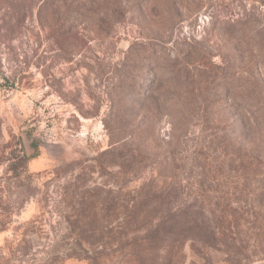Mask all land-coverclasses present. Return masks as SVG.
I'll return each instance as SVG.
<instances>
[{"label": "rangeland", "instance_id": "rangeland-1", "mask_svg": "<svg viewBox=\"0 0 264 264\" xmlns=\"http://www.w3.org/2000/svg\"><path fill=\"white\" fill-rule=\"evenodd\" d=\"M20 138L40 148L21 213ZM57 168L119 203L190 205L212 242L183 264H264V0H0V246L57 221Z\"/></svg>", "mask_w": 264, "mask_h": 264}, {"label": "trees", "instance_id": "trees-1", "mask_svg": "<svg viewBox=\"0 0 264 264\" xmlns=\"http://www.w3.org/2000/svg\"><path fill=\"white\" fill-rule=\"evenodd\" d=\"M17 145L8 160L11 177L18 184L19 201L9 203L6 208H15L21 213L40 193L35 185V174L28 169L40 148L35 143V154L28 156L21 138ZM128 149L134 152L125 144L115 152ZM54 172L59 178L63 172L71 174L67 181L71 184H63L57 191L60 198L52 212L57 221L49 222V230L45 215L21 223L16 230L22 231V238L15 243L7 239L5 245L0 246L2 263L65 264L71 260H86L90 264H183L187 241L196 240L197 236L206 247L211 246L212 239L204 230L197 235L188 204L160 199L158 190L153 191L156 197L153 203L148 192H142L144 197L134 202L119 203L111 197L113 191L105 187L81 192V185L77 183L82 173L75 170L65 173V168ZM121 213L124 219L120 221ZM10 221H0V232L8 229Z\"/></svg>", "mask_w": 264, "mask_h": 264}]
</instances>
